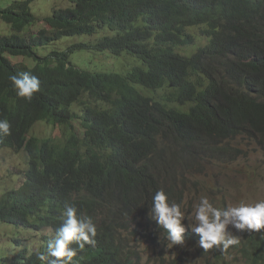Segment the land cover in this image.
Here are the masks:
<instances>
[{
    "label": "trees",
    "instance_id": "16d2710c",
    "mask_svg": "<svg viewBox=\"0 0 264 264\" xmlns=\"http://www.w3.org/2000/svg\"><path fill=\"white\" fill-rule=\"evenodd\" d=\"M38 1L0 11L10 28L0 36V119L11 125L0 152L28 155L22 184L0 195V227L55 235L64 205L74 204L97 227L95 245L77 248L78 264H137L122 233L149 214L157 190L169 202L178 193L188 151L206 149L227 162L241 154L231 147L239 138L264 144V0H69L71 8L45 21L48 31L27 41ZM201 27L208 44L189 57L178 53L196 42L187 31ZM64 37L100 39L39 55ZM85 50L127 54L147 67L86 73L70 61ZM23 72L40 79L30 100L9 79ZM142 88L164 94L156 99ZM39 122L67 128L66 140L39 141L32 135ZM46 249L24 248L0 264H41L37 252ZM238 250L246 263L264 264V233Z\"/></svg>",
    "mask_w": 264,
    "mask_h": 264
},
{
    "label": "rangeland",
    "instance_id": "374dc122",
    "mask_svg": "<svg viewBox=\"0 0 264 264\" xmlns=\"http://www.w3.org/2000/svg\"><path fill=\"white\" fill-rule=\"evenodd\" d=\"M25 0H0V11L15 10L17 5ZM69 0H39L32 6V14L36 24L27 28L22 35L29 41L40 31H48L46 20L52 18L57 10L71 8ZM204 27L191 28L188 34L196 38L195 44L186 48H179L177 52L183 56H191L199 48L208 44L204 35ZM10 34V28L0 21V36ZM108 33L105 32L107 36ZM100 37L75 38L64 37L60 42L49 46L47 49L39 50V55L46 56L51 53H66L68 49L78 45H96ZM70 61L79 71L86 73H107L126 75L135 67H147L135 57L123 54L120 57L109 53H97L93 50L75 51ZM28 66H33L28 60H15ZM144 94L159 99L164 90L154 91L142 88ZM186 107V106H185ZM74 124H80L75 122ZM81 132V127L76 126ZM39 141L53 139L59 142L65 141L67 128L53 127L47 122H39L32 130ZM227 146V144H225ZM232 149L241 151V154L234 161L221 162L208 150L197 148L188 151L187 171L181 173V182L178 186V193L170 197L171 201L182 203V211L186 217L193 211L194 204L198 203L200 196L206 195L214 205L227 207L238 202L254 203L264 200V144L258 139L246 137L239 138L231 143ZM28 170V155L25 152L20 154L12 150L0 152V195L14 188H18L24 181V173ZM136 223L130 231L122 233L125 246L130 250V256L137 264H248L242 257L240 250L255 235L264 233L247 230L241 232L233 226H228V231L239 238L237 245L231 246L226 253L217 248L205 252L199 246V235L189 227L190 222L185 218L183 221L186 231L184 233L185 243L168 247V242L163 238L166 231L149 216L147 211L137 217ZM6 231V232H5ZM0 257L12 256L20 253L24 248L30 252L40 250L47 246L48 240L54 236L49 230L35 231L20 228L13 231L6 226L0 227ZM23 236L22 246L19 240ZM16 238V239H15ZM238 248V249H237ZM264 254V253H263Z\"/></svg>",
    "mask_w": 264,
    "mask_h": 264
},
{
    "label": "clouds",
    "instance_id": "9594fccd",
    "mask_svg": "<svg viewBox=\"0 0 264 264\" xmlns=\"http://www.w3.org/2000/svg\"><path fill=\"white\" fill-rule=\"evenodd\" d=\"M16 95L31 99L40 90V79L30 72L13 74L9 77ZM10 122L0 119V135H10ZM149 216L166 231L163 238L168 247L185 243V218L190 222L191 230L198 234L199 246L206 251L217 248L222 253L239 243V238L228 231L233 226L238 231H256L264 229V200L254 203L238 202L227 207H218L208 196L202 195L193 211L186 217L182 203L169 202L167 193L157 190L151 200ZM97 227L92 218L78 213L74 204H65L61 223L47 242L46 252H37L41 264H78L74 259L77 248L83 250L85 245H95Z\"/></svg>",
    "mask_w": 264,
    "mask_h": 264
}]
</instances>
